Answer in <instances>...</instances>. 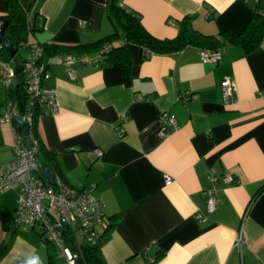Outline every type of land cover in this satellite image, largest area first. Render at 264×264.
Returning a JSON list of instances; mask_svg holds the SVG:
<instances>
[{"label":"crops","instance_id":"1","mask_svg":"<svg viewBox=\"0 0 264 264\" xmlns=\"http://www.w3.org/2000/svg\"><path fill=\"white\" fill-rule=\"evenodd\" d=\"M17 2L32 27L28 43L70 47L113 32L109 0ZM6 3L0 0V16ZM120 3L157 39L176 37L184 16L204 35L239 33L264 6V0ZM121 44L131 60L127 74L110 63L55 65L61 52L50 58L43 86L57 90L59 111L38 115L36 124L67 184L91 188L105 204L115 226L100 248L103 264H264V190L256 194L264 185V39L248 54L237 45L224 47L217 64L202 63L198 47L144 58L137 45ZM21 47L17 67L28 56ZM225 76L235 85L230 104L221 95ZM188 93L198 97L184 100ZM7 96L0 82V108ZM163 111L175 115L177 126L160 138ZM11 128L0 123V165L13 158ZM95 149H102L100 157ZM39 174L32 172L47 184ZM209 192L216 199L212 213L206 210ZM16 199V192L0 193V264H65L51 258L53 248L36 232L15 226Z\"/></svg>","mask_w":264,"mask_h":264},{"label":"built area","instance_id":"2","mask_svg":"<svg viewBox=\"0 0 264 264\" xmlns=\"http://www.w3.org/2000/svg\"><path fill=\"white\" fill-rule=\"evenodd\" d=\"M37 1V0H34ZM173 24V21L168 23ZM1 28V26H0ZM0 29V82L6 92L14 91L19 74L16 73L17 66L12 58L5 56L4 44L2 42ZM28 49V56L21 71L24 92L27 101L23 112L20 104L10 92V96L4 100L0 108V123L9 124L13 130V158L10 162L0 165V193L1 191H13L17 194L14 209L15 226L24 230H41L46 241L55 245L57 258L63 260L65 264H78L79 254L72 250L64 237L66 231L73 233L77 239V233L81 232V240L85 244H96L105 230L109 229V220L105 214V204L98 199L91 188L74 189L61 179H54L55 184L51 187H43L39 179L32 176V172L39 170L37 152L39 150L38 141L33 134L34 118L37 111L42 113L57 114L59 106L57 103V90L44 87L43 82L48 77L47 63L44 64L43 47L37 42L22 43ZM108 44L95 56L62 54L56 57L55 65L70 67L72 63L98 65L104 61L103 55L108 51ZM224 49L212 52L211 50H199L200 60L204 64H217L221 61ZM72 78V71H69ZM221 95L224 103L230 104L234 101L235 85L228 77H223L221 84ZM195 94H186V99H196ZM20 118V123L16 118ZM17 122L21 127V132L14 126ZM158 136L160 138L168 135L170 129L177 126L175 115L170 112H161L159 119ZM26 127L27 137L31 141V147L24 141L23 130ZM102 149H95L93 153L100 157ZM208 179L214 182L213 170H209ZM232 181L229 174H226V181ZM164 182L170 185L172 180L165 176ZM212 192L208 193L206 200V210L212 213L215 210L216 199ZM72 236V235H71ZM242 244V230L237 237V245ZM241 246V245H240ZM154 262V261H153ZM152 262V263H153Z\"/></svg>","mask_w":264,"mask_h":264},{"label":"trees","instance_id":"3","mask_svg":"<svg viewBox=\"0 0 264 264\" xmlns=\"http://www.w3.org/2000/svg\"><path fill=\"white\" fill-rule=\"evenodd\" d=\"M121 0H109L107 4V17L112 26L113 32L108 34L106 37L95 40L93 43H84L83 45L77 46H61L45 44L43 47V57L41 61L46 64L50 58L61 52L62 54H71L75 52V55H96L99 51H102L108 44L110 47L108 51L103 55L104 61L102 63L113 64V66L122 67L125 74L129 72L131 67V60L128 52L121 43L135 44L146 54L144 58L149 55H171L172 53H179L184 48L198 47L200 50H211L212 52L218 51L221 48L227 46H240L245 54L256 51L264 39V6L258 5L253 10L250 20L245 25V28L239 33L220 31L217 35H204L199 32L196 28L194 29L190 17L184 16L181 21L177 23L178 33L176 37L170 39L155 38L149 32L144 29L141 24L140 17L135 13H131L123 8ZM6 12L0 16V26L2 29L5 23L4 35L2 40H6L12 43L15 53L20 49L21 44L27 43L28 37L32 31L30 22L27 20L26 12L23 10L17 0H7ZM24 85L16 83L13 94L20 104V110L23 112L25 103L27 101L26 94L23 91ZM11 92V91H10ZM11 92V93H12ZM40 115L39 111L36 112L33 125V134L35 139L38 141V161L39 166L41 165L40 159H45L49 166L46 168L49 170L50 175L54 179H61L66 182L60 174V170L56 163L55 155L52 151H49L39 141V137L36 130L37 117ZM15 129L21 132V127L17 122H14ZM40 176L44 174L41 172L42 167H39ZM41 183V182H40ZM67 183V182H66ZM55 184V182H54ZM53 184V185H54ZM43 187H51L53 185L42 184ZM264 190V185L259 189L256 194H259ZM109 220V229L103 233L99 238V242L96 244H85L77 242L73 233L68 234V231L64 232V237L72 250L78 252L79 260L78 264H103L100 257V248L104 242V238H107L110 230L113 226L112 220ZM30 229V228H29ZM36 232L45 243L49 244L53 248V258L56 255L55 245L46 241L42 231L37 229H30ZM156 259V258H155ZM155 262V260H154ZM153 262V263H154Z\"/></svg>","mask_w":264,"mask_h":264},{"label":"water","instance_id":"4","mask_svg":"<svg viewBox=\"0 0 264 264\" xmlns=\"http://www.w3.org/2000/svg\"><path fill=\"white\" fill-rule=\"evenodd\" d=\"M4 28H5V23L3 24L2 29H1V36L4 35ZM2 42L4 44V49H5V53H6L7 59L8 58H12L13 59V57L15 55L14 54L15 50H14V47H13L12 43L9 42V41H6V40H3ZM22 69H23V66L18 67L16 69V73L19 74L18 77L16 78L17 82L19 84H22V82H23V79H22L23 76L21 74ZM16 121L18 123H20V118L17 117ZM23 136H24L25 143L28 145V147H31L32 144H31V141H29L30 140L29 137H27V129H26V127L23 130ZM41 172L44 174V176H45V178L47 180V185H50V186L53 185L54 184V181H53V178H52L53 176L50 175L49 170L47 168H45V169H42ZM42 183L45 184L44 182H42Z\"/></svg>","mask_w":264,"mask_h":264},{"label":"rangeland","instance_id":"5","mask_svg":"<svg viewBox=\"0 0 264 264\" xmlns=\"http://www.w3.org/2000/svg\"><path fill=\"white\" fill-rule=\"evenodd\" d=\"M24 53V50H23V48L21 47L18 51H17V53H15V55H14V57H13V63H14V65L15 66H17V64L19 65L20 63H19V61L21 60V58H23L22 56L24 55L23 54ZM26 59V58H25ZM25 59H24V61H25ZM22 63V62H21ZM77 242L78 241H82L81 240V232H78L77 233Z\"/></svg>","mask_w":264,"mask_h":264},{"label":"clouds","instance_id":"6","mask_svg":"<svg viewBox=\"0 0 264 264\" xmlns=\"http://www.w3.org/2000/svg\"><path fill=\"white\" fill-rule=\"evenodd\" d=\"M28 264H36V260L35 259H32L28 262Z\"/></svg>","mask_w":264,"mask_h":264}]
</instances>
